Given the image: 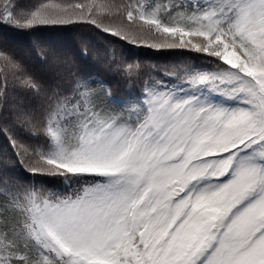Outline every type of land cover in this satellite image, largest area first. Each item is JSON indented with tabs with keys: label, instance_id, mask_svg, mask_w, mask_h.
<instances>
[{
	"label": "snow or ice",
	"instance_id": "snow-or-ice-1",
	"mask_svg": "<svg viewBox=\"0 0 264 264\" xmlns=\"http://www.w3.org/2000/svg\"><path fill=\"white\" fill-rule=\"evenodd\" d=\"M0 264H264V0H0Z\"/></svg>",
	"mask_w": 264,
	"mask_h": 264
},
{
	"label": "trees",
	"instance_id": "trees-1",
	"mask_svg": "<svg viewBox=\"0 0 264 264\" xmlns=\"http://www.w3.org/2000/svg\"><path fill=\"white\" fill-rule=\"evenodd\" d=\"M54 37H52V39L56 40L58 43H64V42H71L72 44H78V40L75 34H60L55 36V34H53ZM29 39H35L33 38H29Z\"/></svg>",
	"mask_w": 264,
	"mask_h": 264
}]
</instances>
